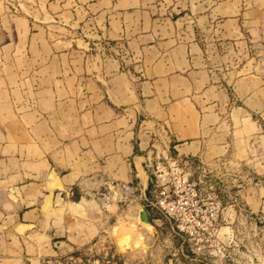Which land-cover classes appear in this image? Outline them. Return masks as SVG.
<instances>
[{
  "label": "crops",
  "instance_id": "1",
  "mask_svg": "<svg viewBox=\"0 0 264 264\" xmlns=\"http://www.w3.org/2000/svg\"><path fill=\"white\" fill-rule=\"evenodd\" d=\"M14 5L16 16L0 17V264H47L103 233L129 237L142 209L171 228L147 204L153 168L235 158L232 116L238 128L255 123L236 110L227 124L221 105L264 108L257 67L228 60L246 57L233 46L247 42L264 56V0Z\"/></svg>",
  "mask_w": 264,
  "mask_h": 264
},
{
  "label": "rangeland",
  "instance_id": "2",
  "mask_svg": "<svg viewBox=\"0 0 264 264\" xmlns=\"http://www.w3.org/2000/svg\"><path fill=\"white\" fill-rule=\"evenodd\" d=\"M5 1L0 0V17L16 16L14 0ZM6 26L0 22V29ZM233 50L247 56L230 54L228 60L232 63L245 59L251 61L257 67V76L264 82V56L258 53L260 48L247 42L242 47L234 45ZM212 61L216 64L221 60L214 56ZM229 92L236 95L231 87ZM214 94L210 92L208 95ZM256 94L254 97L264 99V94ZM248 99H243L245 104L221 105V110L228 117L227 124L233 122L240 130L229 137L239 138L240 142L233 146L240 151L239 155L232 158L229 154L228 159L216 166L189 169L191 180L203 196L215 198L220 203L218 238L205 236L207 243L195 245L187 237L178 235L176 230H171L162 219L153 221L150 227L137 220L141 226L137 224L131 228L129 237L114 239L110 234L103 233L82 253L60 255L54 261L63 263L74 258L89 264H264V108L257 113L252 112ZM236 110L252 114L255 126L242 124L238 128V120L234 116L232 122L229 120L230 113ZM227 124L226 129H231ZM204 201L213 202L209 199ZM216 247H220V253L215 252Z\"/></svg>",
  "mask_w": 264,
  "mask_h": 264
},
{
  "label": "built area",
  "instance_id": "3",
  "mask_svg": "<svg viewBox=\"0 0 264 264\" xmlns=\"http://www.w3.org/2000/svg\"><path fill=\"white\" fill-rule=\"evenodd\" d=\"M152 196L147 204L159 212L176 230L178 235L185 236L195 245L203 242L205 236L218 238V217L220 203L215 198L203 196L198 186L191 180L186 165L177 160H167L164 165H156L152 170ZM127 194L129 189H125ZM213 201L208 203L204 200ZM199 249V248H198ZM215 252L220 253V247ZM47 264H89L81 259L69 258L61 263L51 261ZM96 264H99L98 262Z\"/></svg>",
  "mask_w": 264,
  "mask_h": 264
},
{
  "label": "water",
  "instance_id": "4",
  "mask_svg": "<svg viewBox=\"0 0 264 264\" xmlns=\"http://www.w3.org/2000/svg\"><path fill=\"white\" fill-rule=\"evenodd\" d=\"M133 163L136 166L140 167V159L138 157L134 158ZM49 201H50V197H48L47 203H49ZM138 221L140 224H144V225L149 226V227L151 226L148 215H147L146 211L143 209L138 212ZM61 244H62V242H60L59 245H58V243H55L54 246L56 248H60V247H62Z\"/></svg>",
  "mask_w": 264,
  "mask_h": 264
},
{
  "label": "trees",
  "instance_id": "5",
  "mask_svg": "<svg viewBox=\"0 0 264 264\" xmlns=\"http://www.w3.org/2000/svg\"><path fill=\"white\" fill-rule=\"evenodd\" d=\"M72 199L74 200V202H76V201H77V199H76V198H74V197H72Z\"/></svg>",
  "mask_w": 264,
  "mask_h": 264
}]
</instances>
